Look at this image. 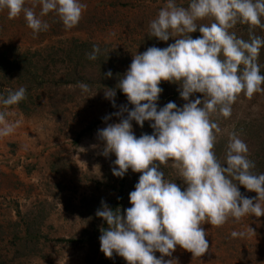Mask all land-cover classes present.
Here are the masks:
<instances>
[{
    "label": "rangeland",
    "instance_id": "obj_1",
    "mask_svg": "<svg viewBox=\"0 0 264 264\" xmlns=\"http://www.w3.org/2000/svg\"><path fill=\"white\" fill-rule=\"evenodd\" d=\"M80 2L87 7L75 27L66 29L55 12H49L41 17L48 29L36 34L23 13L10 19L7 9L0 10V95H7L4 87L26 89V99L7 109V120L18 122L17 127L0 137V264H128L115 252L108 258L100 251L107 222L96 211L104 201L124 215L132 206L129 193L141 173L129 169L122 178L114 176L116 156L102 154L105 142L98 130L120 122L121 117L113 114L121 106L134 107L117 87L133 55L152 46L166 48L179 37L165 42L150 35L149 24L167 0ZM35 3L25 0V7ZM189 3L176 0L177 6ZM34 10L39 15L40 6ZM213 22L211 17L196 21L198 26ZM229 31L244 40L250 36L249 26L239 22ZM252 34L264 38V28L256 27ZM190 35L195 39L201 33L197 29ZM93 45L100 48L96 60L88 59ZM257 62L264 75V48ZM109 70L111 77L106 75ZM81 82L89 86L88 92L80 89ZM159 87L158 110L169 102L181 108L187 103L180 97L179 83L161 81ZM105 88L116 90V107L105 98ZM196 98L204 99L201 93L189 99ZM231 108L228 118L219 113L210 117L220 128L216 157L225 165L229 134L235 132L248 146V159L255 163L251 171L262 174L264 92L251 98L241 93ZM0 111H4L2 105ZM106 116L110 117L107 121ZM131 123L137 138L153 134L152 121H145L142 128L134 120ZM159 167L165 179L182 191L186 188L171 160ZM238 188L242 196L257 195L242 185ZM201 227L209 243L204 255L193 257L177 245L172 256L164 259L177 264H264V216L248 214L239 221L229 217L222 226L204 223ZM233 231L247 235L234 238ZM155 255L160 258L161 253Z\"/></svg>",
    "mask_w": 264,
    "mask_h": 264
},
{
    "label": "clouds",
    "instance_id": "obj_2",
    "mask_svg": "<svg viewBox=\"0 0 264 264\" xmlns=\"http://www.w3.org/2000/svg\"><path fill=\"white\" fill-rule=\"evenodd\" d=\"M37 4L39 15L34 10ZM86 7L80 0H36L33 7H25V0H0V10L7 9L10 19L23 13L34 34L48 29L41 17L49 12H55L66 29L75 27ZM209 17L213 23L197 25V20ZM262 17L264 0H190L188 7L167 0L150 22L151 37L165 42L179 38L166 48L152 46L133 55L117 87L134 107L121 106L113 114L121 117L120 122L98 130L99 139L105 142L102 154L116 156L113 175L122 178L129 169L141 173L135 190L129 193L132 206L124 215L104 201L96 211L107 222L100 236V251L106 257L112 258L115 252L128 264H177L164 259L172 256L177 245L193 257L208 251L204 223L219 227L229 217L239 221L248 214L264 216V173L251 171L255 163L248 159V146L235 132L229 134L226 166L222 165L214 152L220 128L210 119L213 113L228 118L241 93L251 98L264 92V75L257 62L264 38L252 34L254 28H264ZM238 22L249 26L248 40L229 31ZM197 29L201 35L193 39L190 34ZM99 53L100 48L93 45L88 59L96 60ZM106 75L111 77L112 72ZM161 81L179 83L180 97L187 101L182 108L169 102L158 110ZM78 86L83 92L90 90L85 83ZM194 93L203 94V101L190 100ZM104 94L116 107V90L105 88ZM24 99V87L0 95L4 108L0 111V137L14 132L18 122L7 120V109ZM125 112L127 118H123ZM133 120L141 128L145 121H152L153 134L137 138ZM170 160L186 185L183 191L160 170ZM238 184L256 197L242 196ZM231 235L244 237L247 233L233 231ZM156 252L161 253L160 258Z\"/></svg>",
    "mask_w": 264,
    "mask_h": 264
},
{
    "label": "trees",
    "instance_id": "obj_3",
    "mask_svg": "<svg viewBox=\"0 0 264 264\" xmlns=\"http://www.w3.org/2000/svg\"><path fill=\"white\" fill-rule=\"evenodd\" d=\"M12 61H15V60H12ZM8 63H10L9 61H7ZM14 63V62H13ZM12 73V72H11ZM5 80H7V81H9V79L8 78H4ZM67 83H69V82H67ZM3 85V84H2ZM8 86H10V84H7ZM3 89H5V90H7V91H5V93H7L9 90H11V88H9V87H4Z\"/></svg>",
    "mask_w": 264,
    "mask_h": 264
}]
</instances>
